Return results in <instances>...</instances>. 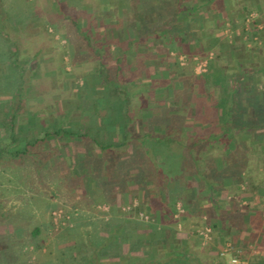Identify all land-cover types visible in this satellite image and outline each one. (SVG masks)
<instances>
[{"label": "rangeland", "instance_id": "rangeland-1", "mask_svg": "<svg viewBox=\"0 0 264 264\" xmlns=\"http://www.w3.org/2000/svg\"><path fill=\"white\" fill-rule=\"evenodd\" d=\"M61 1L58 9L51 0H0V264H60V259H65V264H85L90 245L98 244L106 246L101 253L109 264H140L153 258H160L162 264H173L170 257L181 255L184 248L170 249L171 236L179 238L180 232H186L190 241L185 254L197 264L209 262L218 242L221 246L214 264H221L220 252L228 244L241 250L242 264L250 258L262 262L258 257H247L252 250L246 249L244 243H250L252 236L245 235L243 244L236 235L232 238L227 234L229 239L222 240L225 222L218 225L211 219L219 207L212 194L223 184L215 169L216 161L233 160L245 149L241 144L235 146V140L229 141L215 160L211 155L214 151L203 154L205 160L201 155L204 164L200 158L192 161L184 146L168 149L171 156L163 157L168 162L164 173L174 181L167 185L161 182L160 190H156L154 179H128L120 186L111 164H107L106 173V155L92 141L64 131L54 132L57 127L87 130L103 136L105 143L113 139L108 137L110 132L119 138L121 127L111 117L119 112L120 102L112 99L113 86L107 81L116 70L124 88L151 89L148 93H131L127 104L130 110L135 107L138 114L151 117L146 121L149 128L164 127L168 120L163 118L165 114L171 116V124L183 120L181 124L189 123L190 134L193 129L212 128L222 117L204 122L201 115L204 104L220 97L222 89L212 92L199 75L207 71L209 60L230 75L233 47H242L240 38L230 36L222 41L224 34L215 36L214 28L202 27L199 19L198 41L187 42L180 37L160 49L159 37L152 28H163L166 23L168 27H181L184 23L185 14H178L169 5L170 0L157 2L161 8L154 0ZM192 2L195 0H182L181 4ZM137 9L140 12L134 16ZM69 15L76 16L87 28L90 47L75 34ZM4 16L10 24L3 29ZM142 22L153 25L152 31L138 32ZM187 24L192 25L189 20ZM231 29L226 27L225 32L229 34ZM236 29L239 33L245 31ZM210 31L212 35L208 34ZM136 39L140 43L134 47ZM207 44H212V48L199 58ZM98 52L99 56L95 55ZM190 57L196 60L192 68L190 65L191 71L187 60ZM167 83L169 86L164 87ZM183 97L186 101L180 103L179 98ZM177 113L179 117H173ZM139 117L135 122L143 133ZM45 132L50 133L41 140ZM186 137L188 144L189 136ZM146 144L159 154L165 150L154 139H147ZM131 152H124V159L130 164L138 162L137 155ZM178 164L179 174L174 176L171 172ZM195 166L203 168L204 180L194 173ZM135 172L132 169L129 176ZM247 173L245 170L242 180ZM250 173L259 174L253 170ZM259 176L263 178L264 172ZM205 179L212 183L204 188L200 185ZM227 204L229 210L243 215L248 212L253 217V212L264 206L262 201ZM177 205L183 209L181 212ZM257 220L264 223V218ZM239 223L241 220L236 224ZM109 236L112 240L106 243ZM254 248L253 252L259 254V247ZM42 252L44 255L40 256Z\"/></svg>", "mask_w": 264, "mask_h": 264}, {"label": "trees", "instance_id": "trees-1", "mask_svg": "<svg viewBox=\"0 0 264 264\" xmlns=\"http://www.w3.org/2000/svg\"><path fill=\"white\" fill-rule=\"evenodd\" d=\"M155 4L157 5V2L160 3L161 0H154ZM182 0H170L169 5L171 7H174L177 9V13L181 15V13L185 14L184 17V23L181 27H176L173 25H170L168 27V24L166 23L163 28L154 26L145 22V24L142 22L140 25L138 32L141 33H149L152 31V29H155V32H153L157 37H159V47L160 49H163L165 44H170L174 39H184L187 42H196L200 39V28L198 26L199 16L197 15L201 11L202 4L195 2L192 4H181ZM51 3L58 9H61V3L63 1L61 0H51ZM135 3V2H134ZM135 6V4H133ZM159 8L162 6L157 5ZM139 9H137L136 13L133 15H138ZM93 14V13H92ZM92 14L89 15V17H92ZM71 26H73L74 32L76 35H78L80 38L85 40L88 44V47H90L91 39L90 35L88 33L87 28H84L83 25H81L80 20L74 16H70ZM190 21L192 25L187 24V21ZM10 19L7 16H4L2 18V24L3 29L8 27ZM9 23V24H8ZM6 26V27H5ZM255 27V26H254ZM152 28V29H150ZM223 26L215 27L214 26V35L216 36L221 35ZM6 33V32H5ZM214 36V38H215ZM182 37V38H180ZM140 40L136 39L133 41V44H135L134 47L139 45ZM202 49L204 52L199 56V58H203L206 56V52H208L212 48V44L205 45ZM239 49H242L244 52L247 50V52H250V49H246V46L242 42V47H239ZM166 54L169 52L166 50L164 51ZM99 56V52L95 54ZM219 56V53L215 54V58ZM233 56H235L233 54ZM190 63L188 64L189 70L191 71L192 65L196 63V60H192L191 57L187 59ZM186 60V62H187ZM174 63H177L176 60ZM191 65V68H190ZM259 66H252L249 65L244 59L237 58L234 60V67L232 70V73L230 75H226L223 73L222 70L217 69L213 66V63L211 60L207 63V71L201 73L199 76L203 78V81L205 84L210 85V89L212 92L217 93V89H222L221 96L218 98H211L210 101L206 102L204 104V110L202 119L204 122L209 121L212 118L215 117H222L221 120H219L215 125H213L212 128H208L204 131L193 129L190 134V127L189 123H186L187 125L181 124V122H178V124L175 122V124H171L170 118L171 116H168V114H165L163 118L168 119L165 123L164 127L161 125L160 128L154 129V127L149 128L147 126V129L145 132L140 133L138 130V127L136 126L135 120L141 115L138 114V110L133 108V110H130L128 105L129 104V96L131 93L140 91L141 93H148L151 91L150 88H147L145 86H137L135 88H129V86H125L121 84L119 81V78L117 76V73H119V70L115 71V74L110 77L108 76V83L113 86L112 89V99L116 98L120 105L119 112H117V115H114L111 117L113 122L116 125H120L121 127V135L119 138L116 137V134H112V132L108 133V137L111 135L113 139L110 141L104 142L103 136H96V134L92 135L89 134V131L85 130L84 132H76V131H69L66 129H62L61 127H57L54 132L60 133L62 131L67 132L70 136H76L79 135L80 137L86 138L94 143V145L103 151V153L106 155V158L103 160V162H106V173H108L107 166L111 164V167L114 168L116 171L115 174L117 180H120V186H123L125 182H127L128 179L135 180V181H142L144 178L146 180H153L154 179V188L156 190H160L161 182L164 184H169V182L174 181V178H169L165 171L168 169V162L163 158L164 155L168 154L170 157L171 155L168 152V149H173L174 146H184V150L187 152L188 157L195 161L199 160L201 155L215 152L216 148H218L219 142L224 143L225 146L229 144L230 138L228 137L231 132H238L243 133L250 130L260 131L264 130V102L263 103H255L252 102V107L249 108L248 106H244V109H247L243 111V107H241L240 104V94L243 92L242 90V83L245 80V78L250 77L251 72L258 71L260 68ZM251 70V71H250ZM169 86V83L165 84L164 87ZM214 93V94H215ZM116 96V97H115ZM181 101L180 103H183L184 100L186 101V98H179ZM262 99H264V89L262 91ZM116 101V100H115ZM132 102V101H131ZM116 103V102H114ZM122 106V107H121ZM116 107V106H115ZM252 109V112H250V116L254 115L253 119L248 118V110ZM252 113V114H251ZM173 116V115H172ZM200 116V115H199ZM173 117H179V114L174 115ZM147 119H151V117H147ZM185 122V120H183ZM112 122V123H113ZM182 122V123H184ZM188 122V120H187ZM113 123V124H114ZM50 132H45L44 136L41 137V140L45 138V136L49 135ZM115 135V136H114ZM190 142L186 144L185 140H187V137ZM106 137V139L108 138ZM184 137V139H183ZM147 139H154L159 146L163 147L164 152L162 151V154H159L153 150L151 146H148L146 144ZM222 139V140H221ZM218 141V143H217ZM176 147V148H177ZM201 149L199 150V148ZM203 147V148H202ZM180 148V147H179ZM132 151L131 155H134V153L137 155V161H132L133 163H129L124 159L123 157L124 152ZM198 150L200 152V155H198ZM174 154V152H173ZM202 158H200L199 161H201ZM215 160L214 158H212ZM204 155H203V159ZM159 163H161V168H159ZM202 164H204L201 161ZM260 163V162H259ZM108 164V165H107ZM246 165V164H245ZM244 165V167H246ZM165 166V167H164ZM197 166V164H196ZM195 170L198 177L202 179V173L203 168L202 167H196ZM247 171H249V174L247 173L244 176V182L246 183V188L243 190H240L239 187H231L229 188V192H238L241 197H247L250 195H255L258 193H264V182L260 174H262L261 170H258L259 164L257 166L251 167L248 165ZM118 168V171L116 170ZM165 168V169H164ZM252 168V169H251ZM134 169L136 172L134 173V176H129V171ZM180 166L178 164L177 169H172L171 173H174L176 175L179 174ZM255 171L259 173L258 175H251V171ZM114 173V171H113ZM112 175V174H111ZM110 175V176H111ZM132 177V178H130ZM206 177V176H205ZM204 180V178L202 179ZM206 181V183H205ZM203 181L205 185H209L212 183V180L205 179ZM139 183V182H138ZM206 185V186H207ZM207 221H205L206 223ZM208 223V222H207ZM38 231V228H35V232ZM109 240V242L112 240V237L109 236V239H106V243ZM90 243V242H89ZM221 242H218V245L216 244L215 253L214 256L211 257L209 262H206V264H214L215 258L218 256V248H220ZM204 247V246H203ZM106 246L104 244H98V245H90L89 249V255L86 258L85 264H109L106 262V259H104L105 255L101 253V251H105ZM134 252L140 253L138 249H134ZM102 254V255H101ZM44 255L43 252L40 256ZM65 255V254H64ZM164 255V253L162 254ZM64 257V256H63ZM161 257V256H160ZM170 257V256H167ZM173 258V256H172ZM170 257V259H172ZM61 260V261H60ZM60 264H65V259H60ZM143 261V260H142ZM140 264H162L161 259L159 258H153L150 262H146L145 260ZM74 264H84L81 261L74 262Z\"/></svg>", "mask_w": 264, "mask_h": 264}, {"label": "crops", "instance_id": "crops-1", "mask_svg": "<svg viewBox=\"0 0 264 264\" xmlns=\"http://www.w3.org/2000/svg\"><path fill=\"white\" fill-rule=\"evenodd\" d=\"M195 2L202 4L201 11L199 12L200 25H202V27H205L207 29L209 27L214 28V26H223L222 34H224V37L221 39L222 41H225L226 38L230 36H238V38H240V41L246 43V49H250L251 53L247 52V50L244 52L242 49H239V46H234L233 54L235 56L233 57V62L237 57L244 59L247 63H249V65L259 66L258 68H260L258 71H255L253 73L251 72L250 77L245 78L241 85L242 90L245 91L244 96H240L241 107L248 106L249 108H251L252 102L260 104L263 103L264 99H262V91L264 89V0H195ZM251 12H253V16H250ZM229 26L232 29L228 34V32H225V29ZM237 27H241L242 29L244 28L245 31L242 30L239 33L237 32ZM212 32L210 31L208 34L212 35ZM243 34L244 36L242 37ZM240 41H236V43L239 44ZM248 111V118L253 119L254 115L250 116V112H252V109H249ZM146 116V114H142L139 117L142 125L140 127V131L142 132L146 131L147 129ZM228 137L230 138V142H232L233 140L236 141L234 142L235 146L241 144L245 149L242 152L234 155L233 160L218 161L217 157L220 150L226 147L224 143L219 142V146L218 148H216L214 154H211V152L209 153L213 157H215L214 159H217V165H215V169L220 172L219 177L223 181L222 186L217 188L215 194H212V199L218 201L220 208L218 207L216 215L212 216L211 219H214L212 220V222L214 221L218 225L222 221L225 222L223 225H226V230L220 235L222 240L229 239V237H227V234L232 235V238H234L233 235H236L239 237L240 244H243L245 235H250V238L252 236L253 238L250 240V243L247 241H245L244 243V247L246 249L252 250V254L248 255L247 257H258L262 262H254L253 259L250 260V258L248 259V262H245V264H264V223L259 224L257 220L258 217H261L262 219L264 218V206H262L260 210L254 211L253 217L251 216V214L249 215L248 212L243 215L240 214L239 211L237 212L235 210H229L230 205L227 204V202L240 204L241 202L255 203V201H262L264 205V194L262 195L258 193L247 197H241L238 192L235 191L231 193L228 190L229 188L231 189V187H239L240 190L245 189L246 183L244 184V180H242L241 176L245 174V170H249L248 165L250 162H255V166L259 164L260 167L257 166L258 170H261L262 173L264 172V130H250L243 133L231 132ZM224 152L226 153L227 151ZM240 159H243L241 161H244L245 163L241 164ZM187 163L188 162L184 160V167H187ZM244 165L246 167H244ZM240 172L242 173L240 174ZM183 182V184L187 183V181L186 183L185 181ZM200 186L204 188L206 187L204 183ZM244 216L247 217V223H244ZM239 220H241L242 222L241 225L240 223L239 225L236 224ZM236 225L238 227H236ZM179 235V238L171 236L172 242L170 244L172 245V248L170 249H172L173 251L177 250V248L179 247H183L184 249H182V254L179 255L181 258H179L178 255L173 256V264H197L198 262H196L194 259L188 258L185 254V247L190 245V241L187 238L188 235L186 234V232H180ZM171 245L169 247H171ZM254 246L259 247L257 248V250L259 249L258 251H260L259 254H255V252H253L256 251ZM232 254V250L226 252L225 256L222 259V262L220 263L229 264V259Z\"/></svg>", "mask_w": 264, "mask_h": 264}, {"label": "built area", "instance_id": "built-area-1", "mask_svg": "<svg viewBox=\"0 0 264 264\" xmlns=\"http://www.w3.org/2000/svg\"><path fill=\"white\" fill-rule=\"evenodd\" d=\"M253 15H254L253 12H251L250 16H253ZM177 209H179V212H181L183 210L179 205H177ZM205 236H206V233H205ZM229 250L233 251V254L231 255V257L229 259V264H242L243 263L242 262L243 257H242L241 250H239L238 248L234 249V248L230 247L229 244L226 248H224V250H222L220 252V255L224 257L225 253L228 252Z\"/></svg>", "mask_w": 264, "mask_h": 264}]
</instances>
